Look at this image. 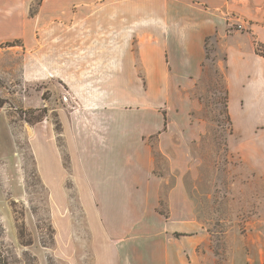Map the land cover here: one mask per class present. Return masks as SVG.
<instances>
[{
  "label": "crops",
  "instance_id": "1",
  "mask_svg": "<svg viewBox=\"0 0 264 264\" xmlns=\"http://www.w3.org/2000/svg\"><path fill=\"white\" fill-rule=\"evenodd\" d=\"M36 2L0 0V46L21 43L11 47L25 50L27 81L60 82L72 108L59 113L66 173L77 196L94 201L87 214L99 231L102 200L159 198L148 140L161 148L173 129L169 103L195 84L214 45L239 155L264 180V0H39L34 10ZM178 192L175 182L171 198ZM139 241L159 248L155 260L133 263L129 240L95 238L92 264H178L168 241Z\"/></svg>",
  "mask_w": 264,
  "mask_h": 264
},
{
  "label": "rangeland",
  "instance_id": "2",
  "mask_svg": "<svg viewBox=\"0 0 264 264\" xmlns=\"http://www.w3.org/2000/svg\"><path fill=\"white\" fill-rule=\"evenodd\" d=\"M15 45L0 46V264H92L95 238L129 240L123 249L133 263L155 260L159 249L139 240H161L178 251V264H264V180L239 155L220 45L169 103L173 129L161 148L148 140L159 198L102 200L105 231L87 214L94 201L79 198L67 174L59 113L72 108L60 82L27 81L25 50Z\"/></svg>",
  "mask_w": 264,
  "mask_h": 264
},
{
  "label": "built area",
  "instance_id": "3",
  "mask_svg": "<svg viewBox=\"0 0 264 264\" xmlns=\"http://www.w3.org/2000/svg\"><path fill=\"white\" fill-rule=\"evenodd\" d=\"M238 27H240V26L238 25Z\"/></svg>",
  "mask_w": 264,
  "mask_h": 264
}]
</instances>
